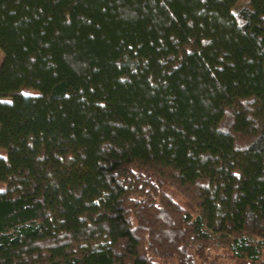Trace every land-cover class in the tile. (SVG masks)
<instances>
[{
	"label": "trees",
	"instance_id": "trees-1",
	"mask_svg": "<svg viewBox=\"0 0 264 264\" xmlns=\"http://www.w3.org/2000/svg\"><path fill=\"white\" fill-rule=\"evenodd\" d=\"M0 57V264H264V0H0Z\"/></svg>",
	"mask_w": 264,
	"mask_h": 264
},
{
	"label": "rangeland",
	"instance_id": "rangeland-1",
	"mask_svg": "<svg viewBox=\"0 0 264 264\" xmlns=\"http://www.w3.org/2000/svg\"><path fill=\"white\" fill-rule=\"evenodd\" d=\"M1 57H0V61H1ZM24 94H29V95H36L37 93L32 91V90H28V89H24L23 90ZM0 154L4 155L3 150L0 149ZM215 243L217 244V246L222 249V248H230L234 246V241L231 237L228 238H224V237H218V236H213Z\"/></svg>",
	"mask_w": 264,
	"mask_h": 264
}]
</instances>
